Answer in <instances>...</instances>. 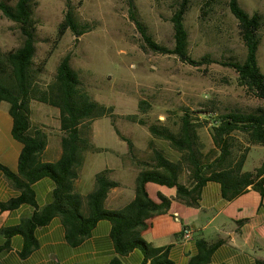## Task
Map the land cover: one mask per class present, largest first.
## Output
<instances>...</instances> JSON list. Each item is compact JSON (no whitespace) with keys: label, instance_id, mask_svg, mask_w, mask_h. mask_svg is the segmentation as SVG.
I'll use <instances>...</instances> for the list:
<instances>
[{"label":"trees","instance_id":"obj_1","mask_svg":"<svg viewBox=\"0 0 264 264\" xmlns=\"http://www.w3.org/2000/svg\"><path fill=\"white\" fill-rule=\"evenodd\" d=\"M213 2L214 0L205 1L203 17H210ZM128 4L130 17L143 39L142 47L145 51L175 55L182 62L195 67L209 66L212 63L230 67L237 72L239 84L251 96L264 102V72L258 63L264 15L259 12L251 15L241 7L238 0H229L230 11L238 21L240 35L246 46L245 58L217 59L207 53L198 59L190 54L189 31L185 24L190 0H180L171 17L174 29L173 47L157 42L149 27L142 21L135 1L128 0ZM37 5V0H0V11L18 25L24 37L22 46L17 49L6 51L0 47V104H9V112L13 118L12 135L23 145L17 173L0 164V169L23 193L7 203L0 202V208L10 210L25 202L35 205L30 185L44 177L51 178L55 188L48 205L37 209L31 218L20 225L3 228L0 233L6 237L23 235L25 244L21 255L27 257L38 246L36 228L49 223L56 216L61 217L66 229V239L72 246L81 244L91 235L97 222L106 219L112 224L111 238L118 255L124 256L139 249L145 256L144 264H175L169 257L168 248L154 247L143 238L151 221L156 216L167 213L172 202L162 193L157 195L156 200L153 199L148 184L175 189L177 200L195 206L199 205L201 190L209 181L220 183L223 197L228 200L250 186L260 188L264 185V161L255 170H245L248 148L242 151L237 145L241 143L238 139L241 136L249 145L264 146V105L249 111L235 108L218 111L211 105L203 110H185L178 130H174L169 124H149L150 133L168 141L182 154V160L171 161L161 151L155 150L153 164L148 163V168L141 169L136 177L134 199L120 209H106L105 202L109 192L120 186L111 177V169H104L95 175V188L86 196L75 189L84 152L102 151L91 140L93 121L109 117L117 135L126 142L131 154L135 151V145L117 128L118 116L114 107L93 99L79 72L72 67L70 54L60 60L51 82L40 84L45 65L35 62L38 35L34 12ZM93 28L89 23H80L76 19L72 2L68 0L59 34L70 29L74 35L81 37ZM33 101L59 111L63 152L57 161L41 160L47 145V134L31 120ZM149 107L145 100L139 102L140 112L146 113ZM197 113L208 115L204 119L210 125L214 148L207 154L201 148L199 128L203 124L199 116H194ZM127 119L147 125L137 115H128ZM140 163L144 165L147 162L138 161ZM184 163L191 171L189 185L180 181ZM85 204L88 207L87 215L83 211ZM220 243L222 241L212 244L205 239H198L197 254L190 258L188 264H213L212 254ZM110 264H121L120 257ZM258 264H264V261L259 260Z\"/></svg>","mask_w":264,"mask_h":264},{"label":"rangeland","instance_id":"obj_2","mask_svg":"<svg viewBox=\"0 0 264 264\" xmlns=\"http://www.w3.org/2000/svg\"><path fill=\"white\" fill-rule=\"evenodd\" d=\"M67 1L37 0L34 12L38 35L35 62L45 65L40 84L51 82L60 60L66 54L71 55V65L79 72L93 99L114 107L118 116L117 128L135 145L134 153L131 154L129 150L127 153V158H131L133 164L132 180H135L141 169L148 168V163L153 164L155 150L161 151L171 161L182 160V154L168 141L150 133L149 124H169L174 130H178L185 110H203L211 105L218 111L234 108L249 111L264 105L263 101L251 96L239 84L237 72L230 67L218 63L195 67L182 62L175 55L145 51L142 47L143 39L130 17L128 0H71L76 19L80 23H89L94 28L81 37L74 35L70 29L59 34ZM134 1L142 21L149 27L154 39L173 47L174 29L171 17L180 0ZM205 1L190 0L185 17L190 54L198 59L209 53L217 59L243 60L246 46L240 35L238 21L230 11L229 0H214L208 18L202 15ZM238 1L251 15L254 12L264 15V0ZM23 41L18 25L0 11V47L6 51L14 50L22 46ZM258 63L264 72V31L258 49ZM141 100L150 105L146 113L139 111ZM31 106L37 108V117L43 113L38 111L39 108H48V123L52 125L48 127V131L56 134L57 109H51V106L37 101H33ZM128 115H137L147 125L128 120ZM194 116H199L203 124L199 128V136L202 151L207 154L214 148L210 125L204 119L208 115L197 113ZM94 133L97 135L95 141L100 146L119 151L128 147L117 135L109 117L93 121V143ZM238 139L241 142L237 145L238 148L242 151L248 148L244 169L251 171L260 167L264 161V146L249 145L241 136ZM89 153H96L92 164L90 161L87 166L89 173L112 165L116 167V171L111 170V177H124L122 160L110 150L102 148L101 152H84ZM138 161L147 163L138 164ZM183 166L180 181L189 185L191 171L186 163ZM126 183L131 184V187H125L128 192L136 184V180Z\"/></svg>","mask_w":264,"mask_h":264},{"label":"crops","instance_id":"obj_3","mask_svg":"<svg viewBox=\"0 0 264 264\" xmlns=\"http://www.w3.org/2000/svg\"><path fill=\"white\" fill-rule=\"evenodd\" d=\"M40 109V110H39ZM40 116H35L37 108L31 106V120L39 125L47 134V145L41 160L57 161L62 155V132L60 131L59 111L56 134L50 133L48 127V108H39ZM51 109H54L52 107ZM56 109V108H55ZM13 118L9 112V104H0V164L17 173L19 157L23 149L22 143L12 135ZM95 132V131H94ZM110 150L122 160L124 177L112 178L120 183L112 189L105 202L106 209L117 210L131 202L135 197V185L126 192L125 187L135 182L131 158H127L128 147L121 151L100 146ZM124 142V141H123ZM127 146V145H126ZM96 153L84 154L83 164L79 169V178L75 189L83 196L95 188V175L99 171L90 172L87 166L92 164ZM104 169L116 171L112 165ZM102 169V170H104ZM101 170V171H102ZM114 173V172H113ZM115 174V173H114ZM127 176L129 179H126ZM126 179V181H125ZM55 184L51 178L44 177L30 185L34 194L35 205L22 203L10 210L0 208V230L20 225L32 217L37 209L43 208L52 201ZM153 199L162 193L172 200L167 213L156 216L143 238L154 247L168 248L170 259L175 264H188L191 257L198 251L197 240L205 239L215 244L222 241L212 254L213 264H258L264 261V185L260 188L248 187L235 198L228 200L223 197L220 183L209 181L201 190L199 205H188L176 199V190L153 183L148 184ZM12 180L0 169V202L7 203L22 195ZM84 214H88L85 204ZM192 230L190 238L183 237L184 228ZM112 224L106 219L97 222L90 236L77 245L72 246L66 239V229L60 216L54 217L49 223L37 227L35 237L38 246L27 257H22L25 238L21 234L6 237L0 233V262L3 264H110L120 257L121 264H144L145 256L139 249L129 254L118 255L111 238Z\"/></svg>","mask_w":264,"mask_h":264},{"label":"built area","instance_id":"obj_4","mask_svg":"<svg viewBox=\"0 0 264 264\" xmlns=\"http://www.w3.org/2000/svg\"><path fill=\"white\" fill-rule=\"evenodd\" d=\"M192 236V230L190 228L185 227L183 230V237L190 238Z\"/></svg>","mask_w":264,"mask_h":264}]
</instances>
